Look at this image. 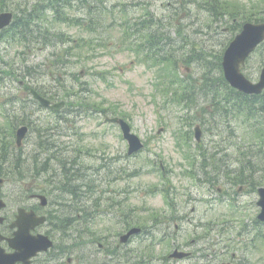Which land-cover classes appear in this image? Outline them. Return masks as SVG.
<instances>
[{
    "label": "rangeland",
    "instance_id": "1",
    "mask_svg": "<svg viewBox=\"0 0 264 264\" xmlns=\"http://www.w3.org/2000/svg\"><path fill=\"white\" fill-rule=\"evenodd\" d=\"M39 1L41 0H0V10L4 8L20 15L22 10L30 8ZM86 6L87 4L74 2L72 5H63L61 9L72 18L84 16V19L87 18L82 20L84 23L90 19L89 15L85 16L89 11ZM97 6L96 27L98 31L95 33L89 32L84 25L63 24L54 18L53 12H49L48 21H44L43 32H47L46 36L55 42H47L48 45L43 48L41 43L45 39L41 33L35 35L34 45L27 47L24 44L19 45L17 40L11 44L7 41L0 42V50L3 51L0 56V69L10 70L17 74L15 77L0 73V78H2L0 81V131H10L11 122H17V118L21 120L24 118L23 121H29L30 126L33 127L24 140L22 148L15 145L10 147L11 154L7 161L0 153V171L3 173V176L0 175V179L3 180L0 184L1 194H7L6 199L12 204L25 199L33 202L27 199L34 192V186H31L33 177L22 174L17 177L18 157L21 152L20 162L24 168L33 166L30 160H32V153L39 149L37 143L42 140L39 131H43L44 139L51 138L54 144L64 148L63 151H58V159L63 167L66 158L71 154L72 145L74 154L78 156L76 160L80 163L76 170L78 179L67 182L68 187L78 188L84 180L85 186L86 184L94 185L97 191V194L91 196L85 187V193L84 190H77V202H73L76 196L70 192L64 196L62 201L72 200L69 202L70 207H63L68 210L66 216L69 219H73L71 218L72 213L80 217L75 225L79 230H83L82 243L81 238L78 237L77 242L72 241L71 249L78 263L119 264L127 259L136 260L138 258L136 257L138 247H134L136 240L129 244H122L119 240L120 235L130 225L119 223L121 221L114 213L106 214L104 210H108L111 202L117 207V202L124 196L127 204L132 208L141 206L144 208L148 204L154 213L168 215L172 210L164 203L163 196L153 192L150 194L152 184L158 185L163 178H167V184L173 187L174 193L171 192L169 202H175L177 208L185 205V212L196 215L199 223L206 224V230L216 226L214 225L216 220L223 222L224 227L227 228L236 221L245 222L246 219L255 217L258 212V208L255 207L258 200L256 190L257 187L264 185V127L259 133L260 136L252 137L251 133L243 129L249 124L252 125L250 122L240 124L237 121L239 118L235 119L233 114L227 115L226 119L223 115H216L215 119L213 118L217 139L222 140V144L228 146L227 153H222L221 157L228 158L234 169L237 165L232 160L235 155L237 157L238 149L247 152L254 147L252 167L262 168V171L259 170L254 174L253 179L250 180L252 183L236 184V187L231 189L222 182L226 190L222 194L215 188L214 198L211 192L197 185L194 178L196 175L194 162L186 160V155L196 154L197 156L193 157L194 161L199 159L204 163L211 162L210 159L199 156L200 151L195 150L201 147L206 149L211 147L214 143L213 138L216 137L209 123L204 120L207 119V115L212 114L209 113L208 108L204 107L210 104L211 97L199 92L197 96L199 107L191 110L192 107L187 108V105L181 101V97L175 96L174 98L173 93H169L170 90L167 89L165 83L168 98L162 89L163 84L157 73L158 69L151 67V61L143 64L133 53L135 47L141 46V41H139L141 37L137 39L135 34L134 40L136 41L132 42L125 38V33L128 25L132 28L135 22L141 23L142 21V28H136V31L145 30L151 26L150 30L158 35L165 33L172 38H177L178 44L186 47L178 54L186 59L178 63L179 83L181 84V79L184 77L188 80L186 87L192 89L195 88V79H200L204 74L212 71L210 72L212 76L219 75L220 71L216 62L218 55H221L235 32L240 29L242 21L264 17V0H100ZM220 7L223 11L219 12ZM113 22L116 23L111 27ZM131 31L132 29L129 28L128 32ZM13 33L14 31H11L6 36L9 37ZM59 33H66L76 40L72 56L67 57L70 60L69 66H62L61 71L68 70V75L61 73L63 76L61 82L57 80V75L52 73L53 69L56 70L55 67H61V65L56 64L50 68L55 65L53 64L56 58L54 54L64 53L65 45L60 41ZM84 39L92 40L89 51L84 50V44L81 50L77 48L78 40L83 43ZM130 44L132 46H129ZM263 65L264 54L256 53L247 62L245 72L253 80H258ZM27 66L34 68L33 76H27ZM168 69L174 71L171 62L168 64ZM21 82L43 92L60 94L55 100L65 101L66 106L60 111L42 107L29 95H24L25 85ZM82 83H84V88ZM83 90L84 92L81 93ZM174 99L175 103H172ZM82 103L84 104L81 108L84 111L82 117L69 114L74 109L80 108ZM102 104L108 111L96 112L95 109H102ZM107 114L127 117L125 119L128 120L133 131L147 142L145 145L148 147L141 153L142 155L130 159L124 156L128 144L122 140L118 125L105 122ZM65 118H69L70 121L67 122ZM21 120L19 121L22 122ZM73 121H75L73 130L76 131V136L70 134L73 133L70 129ZM198 124L202 126L200 146L195 143V132L191 138V131H194ZM174 130H177L179 134ZM183 135L187 136L192 153ZM178 137L181 142L178 141ZM181 147L186 150V154L182 153ZM112 155L124 159L129 172L136 168H143L153 170L154 173L138 175L129 181H120L118 175L121 173L116 177L118 172L114 165L110 171L99 170L101 162L105 159L110 160L109 156ZM156 160L158 166H155ZM55 162L52 160L53 164ZM119 166L121 169L120 161ZM163 169L165 173L162 172ZM167 169L171 171L168 174ZM188 170L193 172L194 177L187 173ZM59 177L61 178L62 175L60 174ZM125 184L129 185V189L124 187ZM241 185H244V191L237 194L236 191ZM122 187L123 195L119 192ZM142 188L147 191L146 196L144 193L140 194ZM228 188L230 190H227ZM54 195L56 192L51 193V200L54 199ZM227 196L232 199V202H224ZM96 202H98L97 206H95ZM218 202H224V204ZM86 203L95 206L94 210L97 213L92 221L84 216ZM232 207H234L233 210ZM194 208L196 210L192 213ZM152 211L138 213L135 222L143 223L144 218L147 215L150 216ZM182 214L186 218L185 213ZM172 233L180 237L181 241H185V238H194L187 221L184 222V229L178 230L175 225ZM160 236L157 234L158 239ZM259 236L261 237L257 243L259 252L253 258H249L247 263L264 264V237L262 238V234ZM91 238H96L97 242L89 241ZM151 243L149 241L150 248ZM104 244L107 251L101 249ZM167 244L168 246L156 247L154 251L156 256L150 264H165L166 260H163V255L167 256L173 249L169 242ZM233 244L236 245L235 242ZM116 246L117 249L113 252L109 251ZM82 256H84L83 260H81ZM245 259L248 258L245 257ZM166 263L170 264L172 261ZM175 264H188V262Z\"/></svg>",
    "mask_w": 264,
    "mask_h": 264
},
{
    "label": "trees",
    "instance_id": "2",
    "mask_svg": "<svg viewBox=\"0 0 264 264\" xmlns=\"http://www.w3.org/2000/svg\"><path fill=\"white\" fill-rule=\"evenodd\" d=\"M74 2H83L84 4H87L86 7L89 8V11L87 14H85V16L87 17V15H89L88 18L90 19L88 21H85L84 23H82V20H85L87 18L84 19V16H81L79 18H72L68 14L64 13L62 9H60L63 7V5H72ZM96 2L97 0H41L33 4L30 8L27 7L26 9L22 10L21 14L16 16L14 24L1 33L0 42L7 41L11 44L12 42L17 40L19 41L18 43L19 45L24 44L27 47L28 45L29 46L34 45L33 43L35 40V35L38 33H41V35L44 36L45 40L42 41L41 43L43 44V48H45L48 45L47 42H51V41L55 42L54 40H51L46 36L47 32H43L44 25H45L44 21L45 20L48 21L47 14L50 15L49 12H53L52 14L54 15V18L57 21L62 22L63 24L67 23L70 25L74 24L78 26L84 25V28H86L89 32L95 33L98 31L96 27L97 25L96 22L98 21V18H97L98 9L95 6ZM1 10H4V8H1ZM220 10H222L221 7H220ZM34 22L36 23V25H32ZM115 23L113 22L111 24V27H113V24ZM137 23L139 22L137 21ZM89 25H91V27ZM119 25L121 26V23ZM129 28L131 29V26L129 27L128 25V29L126 30L127 32L125 33L126 34L125 38L130 36V33L128 32ZM11 31H14V33L9 37L6 36L7 34L11 33ZM149 34L150 36L148 35L147 39L149 38V43H150L151 48L153 49L157 48L162 43V40H161L162 38H158V34H156L155 31H151V33ZM58 37L60 41L64 42V45H65L64 53L58 52L54 54L56 58L53 64L55 65H52L50 68L56 66V64L61 65V67H55L57 71L52 72L54 73V75H57L56 76L57 80L61 82V77H63L61 76V73L64 75L66 74L64 70L61 72L62 66L63 67L69 66L70 60H68L67 57L72 56V52L74 51V45L76 44L75 43L76 40L73 38H70V36H68L66 33H59ZM83 44H84V50L89 51L92 45V40L84 39L83 43L82 42L80 43V41L78 40L77 48L81 50V47L83 46ZM68 45H72V46H68ZM166 47L168 50L174 49L172 42L169 40L166 43ZM262 49H264V45L262 46ZM153 53H154V56L164 59V61H168V62L176 61V59L172 57L171 54L167 53L166 55H164L162 54L161 50L156 51L154 49ZM154 56H152L154 65L162 66L167 63V62L161 63L158 60L156 61L154 59ZM218 59H219L218 61H220L221 56L218 55ZM203 62H201V64ZM217 66L219 68L220 74L215 79V83H212V79L209 75L207 74L204 75L202 85H201L202 90L204 91V93L210 94L211 91L209 90L211 86H217V88H221L217 90V93L221 95L219 96L217 95L216 99H214L213 101L214 105H219V102L224 103L220 108H218L219 113L223 115L224 112L226 111V115L230 116L231 114H233L235 119L239 118L237 121H239L240 124L243 122L247 124L249 122L252 123V125L250 124L249 126L247 125L245 130L251 133L252 137L257 136V135L260 136L259 133L264 127V118H263L264 94L247 96L242 93H239L238 91L231 88L228 82L226 81L219 62H217ZM33 71H34V68H32L31 66H27V69H26L27 76H33ZM0 73H4L7 75H13L15 77L17 76L15 72L10 71V70L5 71L3 69H0ZM76 77H80V76L76 75ZM1 79L2 78H0V81ZM82 87L84 88V83H82ZM25 88L26 90H30L33 87L27 84ZM40 92L44 95H47V96L49 95L51 98H55L59 95L57 93L54 94V93L43 92V91H40ZM102 110H105L103 109V104H102ZM257 121H260V122H257ZM17 126L18 125L16 124V121H13L10 124V127H11L10 131L8 130L0 131V133L2 134V137L0 138V141H1L0 142V152L2 151L1 155L5 158V160L8 159V156L10 154V151H9L10 147L14 146V135H15V129L17 128ZM39 134L41 136L44 135L43 131L42 132L39 131ZM3 136L5 137V140H3ZM248 158H249L248 160L249 165L252 166L253 165V162H252L253 155L252 154L248 155ZM0 174H2L1 171H0ZM66 175L69 176L70 173H67ZM65 191L70 192L73 195H76V189L74 188L66 189ZM90 191H91V188H90ZM84 213H86L85 209H84Z\"/></svg>",
    "mask_w": 264,
    "mask_h": 264
},
{
    "label": "flooded vegetation",
    "instance_id": "3",
    "mask_svg": "<svg viewBox=\"0 0 264 264\" xmlns=\"http://www.w3.org/2000/svg\"><path fill=\"white\" fill-rule=\"evenodd\" d=\"M137 35L141 36L142 33L137 32ZM54 146L56 150L58 145L54 144ZM45 163L50 164L49 161ZM46 168V166L35 168L38 177L34 182L37 187L49 190L46 200L39 197L42 193H35L31 196L33 202H18L17 204H12L7 200V202H0V264H84L78 263L71 253L70 239L77 237L78 231L74 229L76 219L63 218L68 213V210L63 207H70L69 202H62L60 199L62 193L59 195L56 193L54 199H50L51 193H55L62 187L58 181L60 171L55 172L51 168V176L44 180L43 175ZM213 174L215 175L216 171ZM213 177L215 181V176ZM77 179L74 177V180L69 182ZM208 179L210 182L213 178ZM79 185L78 188L83 189L84 180ZM68 186L66 184L64 188L68 189ZM242 189L244 186L239 187V191ZM119 204L120 202H117V205ZM22 208L26 212H22ZM114 215L116 217L120 215V210L119 214L114 212ZM80 231L83 233L82 230ZM50 242L52 245L48 249L40 250ZM105 247L104 244L101 249L105 250ZM62 248L65 250L61 252ZM83 259L84 256L81 257V260Z\"/></svg>",
    "mask_w": 264,
    "mask_h": 264
},
{
    "label": "water",
    "instance_id": "4",
    "mask_svg": "<svg viewBox=\"0 0 264 264\" xmlns=\"http://www.w3.org/2000/svg\"><path fill=\"white\" fill-rule=\"evenodd\" d=\"M13 18L12 12H1L0 13V31L11 24ZM264 40V23L252 24L248 23L244 26L242 32H240L235 39L230 43L226 49L223 57V68L224 74L231 86L237 88L238 90L246 94H260L264 91V69L260 75L259 81L255 82L249 79L241 70V66L245 64L247 58L251 53L257 48V46ZM36 98H38L44 106H51L54 109L59 110L64 102L54 103L47 98L38 94L37 91H33ZM113 122H118L121 124L125 137L128 138L131 149L130 152L137 151L142 145L139 138L132 134L128 123L119 118L111 119ZM28 132L27 126H22L17 132V142L18 145L22 144L24 137ZM259 205L262 206V212L259 218L264 221V188L260 191ZM2 202V200H0ZM133 231L130 232L133 233ZM175 256H183V253H175Z\"/></svg>",
    "mask_w": 264,
    "mask_h": 264
}]
</instances>
